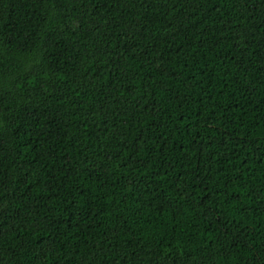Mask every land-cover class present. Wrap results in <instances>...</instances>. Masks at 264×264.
<instances>
[{"label":"trees","instance_id":"obj_1","mask_svg":"<svg viewBox=\"0 0 264 264\" xmlns=\"http://www.w3.org/2000/svg\"><path fill=\"white\" fill-rule=\"evenodd\" d=\"M0 264H264V0H0Z\"/></svg>","mask_w":264,"mask_h":264}]
</instances>
